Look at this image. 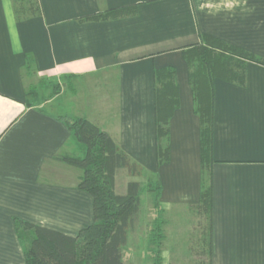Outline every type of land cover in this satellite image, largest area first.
Wrapping results in <instances>:
<instances>
[{"label":"crops","instance_id":"0c3cea01","mask_svg":"<svg viewBox=\"0 0 264 264\" xmlns=\"http://www.w3.org/2000/svg\"><path fill=\"white\" fill-rule=\"evenodd\" d=\"M38 1V16L17 21L11 0H0V264H25L15 220L69 237L93 222L92 198L77 188L82 172L61 161L85 152L62 121L87 119L79 86L87 82L94 100L113 83L114 124L98 128L142 169L127 173L145 178L143 185L131 181L140 192L153 195L147 185L159 184L165 213L197 207L203 179L201 123L181 51L205 35L264 60V0ZM120 9L123 17L85 20ZM169 68L178 104L167 126L168 160L159 165L154 73ZM60 78L69 93L44 96L42 87ZM31 87L39 101L27 106ZM205 179L211 264H264L263 65L247 62L243 85L214 81Z\"/></svg>","mask_w":264,"mask_h":264},{"label":"trees","instance_id":"16d2710c","mask_svg":"<svg viewBox=\"0 0 264 264\" xmlns=\"http://www.w3.org/2000/svg\"><path fill=\"white\" fill-rule=\"evenodd\" d=\"M15 20L20 21L38 16L41 13L38 0H11ZM126 9L109 11L85 18V20H103L123 17ZM183 60L189 69V83L193 92L194 111L201 123V163L202 186L201 199L197 209H205L207 227V256L211 257V219L212 190L206 176L212 164V125L214 81H223L243 85L245 82V64L254 62L264 66V60L229 46L215 38L201 35L200 42L181 51ZM31 60L27 57L24 72L30 75ZM155 113H156V152L157 162L168 160L167 126L178 104L177 87L174 82V70L156 71ZM31 97L27 106L35 105L39 99L37 88L27 91ZM71 136L84 146L81 157H62L61 161L79 169L82 175L77 188L88 193L93 201V222L82 228L75 237L51 231L15 220V228L21 242L25 264H124L123 249L127 245L129 233L140 207V185L130 182L124 195L117 194L114 181L119 170H125L130 176H140L142 169L132 162L111 139V137L85 118L62 119ZM154 192L155 208L159 209V184H149ZM155 210V211H157ZM158 230L160 218L154 220ZM151 240L158 247L161 235ZM158 259H155L157 264Z\"/></svg>","mask_w":264,"mask_h":264},{"label":"rangeland","instance_id":"374dc122","mask_svg":"<svg viewBox=\"0 0 264 264\" xmlns=\"http://www.w3.org/2000/svg\"><path fill=\"white\" fill-rule=\"evenodd\" d=\"M33 79V82L40 80L39 78ZM65 83V78H60L55 82L51 81V86L42 87V89L49 90H44L43 95L68 94ZM38 89L40 90V86ZM102 89H104L105 94H99L94 100L86 97L87 82L84 87L79 86L77 92L79 93L78 100L84 104L81 110L84 111L88 121L98 125L97 127L106 129L108 122L112 126L115 120L113 83L109 88L103 87ZM92 91L93 94L97 92L96 89ZM101 115H104V118ZM131 181H138L140 185L146 183L143 177L134 179L125 170H119L114 181L116 193L125 194ZM140 199L139 213L134 221L133 229L129 233L128 243L123 249L124 264H153L156 258L158 259L157 264L208 263L205 209L170 208L164 213L155 208L154 194L149 195L143 189L140 192ZM157 218L161 220V226L158 230L154 226V220ZM158 234L161 235V240L158 242V247H154L150 241L153 240V237L155 239V235Z\"/></svg>","mask_w":264,"mask_h":264}]
</instances>
